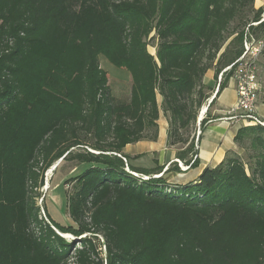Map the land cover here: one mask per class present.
Masks as SVG:
<instances>
[{"label": "trees", "instance_id": "trees-1", "mask_svg": "<svg viewBox=\"0 0 264 264\" xmlns=\"http://www.w3.org/2000/svg\"><path fill=\"white\" fill-rule=\"evenodd\" d=\"M253 3L0 0V264H264L263 127H241L236 150L183 186L129 174L125 165L162 168H134L123 153L157 141L162 111L167 146L190 163L195 144L182 131L209 99L205 74L234 64L246 34L264 35ZM100 55L130 74L127 101L112 95ZM59 160L85 165L67 193L75 227L37 203ZM57 231L82 237L79 247Z\"/></svg>", "mask_w": 264, "mask_h": 264}, {"label": "rangeland", "instance_id": "rangeland-1", "mask_svg": "<svg viewBox=\"0 0 264 264\" xmlns=\"http://www.w3.org/2000/svg\"><path fill=\"white\" fill-rule=\"evenodd\" d=\"M261 8H264V0H254L252 9L259 10ZM247 14L248 16H252V11H248ZM261 17L262 19L264 18V12L262 13ZM252 25H256V24L253 23ZM153 36H154V33L152 32L150 37L147 39L146 43H147L148 52L152 54L153 56H155L157 39L152 38ZM252 36L255 40L254 41L255 44L254 46L249 45V48H250L249 52L252 51V53H255L256 50H257L256 52H258L259 49H258V46L256 45L258 44V42L262 43V49L264 51V35L263 36L257 35V37L255 35H252ZM247 60H249L248 56L246 57V61ZM99 63H100V67L108 73L109 87L112 92V95L115 98H117L119 101H127L129 99L130 90H131L130 74L126 70L115 67L114 65L109 63L103 55L99 56ZM254 68H255V74H256L257 81L259 82V85H260L259 96L260 95L264 96V54L258 55ZM212 73L214 74L213 71ZM206 74L203 79V83L205 85L204 94L208 96L210 101L212 102L214 100L215 91L216 90L218 91V89L220 88V87L217 88L218 76L217 78H215V76L213 75L212 79H208L206 77ZM225 77L226 75L223 76L220 84L223 82ZM229 82H231L234 86L233 81L229 80ZM160 100H161V97L157 96L158 104L160 103ZM208 100L198 110L196 123L194 125H191L187 132L184 133V131H182L184 137H188L189 140L194 141L195 148L197 145L196 142H198V139L202 136V133L206 130L207 126L209 125V121L207 120L212 118L211 113H212L213 104L208 108V110L206 108V112L204 113L201 122H199L200 114L202 113L203 108L206 107V105L208 104ZM158 122L161 123L162 125H165V123H167V129H168V118L165 114H163L162 111H160V117H159ZM168 147H170L177 153V150L180 147V145H174V146H168ZM152 163L153 162L150 160L146 161V159H143L144 167L145 165L148 166L149 164H152ZM172 163L173 162H171V164L169 163L165 167V171L168 168L173 167ZM53 166L45 174V183H44V186L40 189V198L38 199L37 203L39 207L41 208V210L43 211V213L45 211V213L50 217L52 221H54L57 224L69 225L70 223H68V220L70 222L72 221L67 214V193H70L72 191L73 182L71 179L79 175L85 169V165H80V166L75 167L76 166L75 163L60 161L56 164L55 168L52 170ZM171 172L172 174L170 175V177L173 176V178H175L174 171H171ZM153 175H159V174H153ZM159 178L162 180H165L164 178H161V177ZM168 181L171 182L170 178L168 179ZM169 182L167 184L173 186ZM72 226L75 227V224L72 223ZM66 227H69V226H66ZM65 238L68 242H73L75 247H79L78 240L71 239L70 235H67Z\"/></svg>", "mask_w": 264, "mask_h": 264}, {"label": "crops", "instance_id": "crops-1", "mask_svg": "<svg viewBox=\"0 0 264 264\" xmlns=\"http://www.w3.org/2000/svg\"><path fill=\"white\" fill-rule=\"evenodd\" d=\"M212 71H208L206 77L212 79ZM262 94V93H261ZM117 99V98H116ZM210 100V99H209ZM236 102V93L234 86L228 81L227 87L218 93L215 91L213 108L211 113V121L206 130L199 138L195 154L197 156V165L184 173L174 171L175 178L171 171H165V167L176 160V151L167 146V123L162 125L158 122L159 133L156 142L142 141L136 144L127 145L123 153L128 156L129 164L134 168L152 170L157 167L162 168L161 178L168 183L170 178L172 185H187L194 183L200 174L206 168L217 166L225 158L226 152L236 150L234 137L236 132L243 127L241 123L226 122L221 120L223 116L232 108ZM161 104V100L159 105ZM256 111L260 118L264 120V96L260 95L256 103ZM143 159L150 160L153 163L143 166ZM170 167V166H169ZM165 171V172H164ZM169 177V178H168ZM173 179V180H172ZM69 225L59 224L60 226H72V222L68 220Z\"/></svg>", "mask_w": 264, "mask_h": 264}, {"label": "built area", "instance_id": "built-area-1", "mask_svg": "<svg viewBox=\"0 0 264 264\" xmlns=\"http://www.w3.org/2000/svg\"><path fill=\"white\" fill-rule=\"evenodd\" d=\"M254 41L255 40L252 36L246 34L243 43L244 51L242 55L234 62V64L224 68L218 75L217 88H219L223 76L232 72L229 80L234 82L236 102L221 120L226 122L241 123L243 127L261 126L264 128V120L257 115L256 111V103L260 93V85L257 81L254 68L258 55L264 54V51L262 49V43L258 42V44H256L259 49L258 52H256V49L255 53H252V51L249 52V45L254 46ZM247 56L249 57V60L246 61ZM123 160L126 163V160ZM195 160L196 156H192L191 161L188 165H185L180 160H174V162L177 163L180 172L184 173L191 168V165ZM124 169L129 174L138 177L141 180L147 181L149 179L146 176L131 172L127 165H125Z\"/></svg>", "mask_w": 264, "mask_h": 264}, {"label": "water", "instance_id": "water-1", "mask_svg": "<svg viewBox=\"0 0 264 264\" xmlns=\"http://www.w3.org/2000/svg\"><path fill=\"white\" fill-rule=\"evenodd\" d=\"M210 103H211V101L209 100V101H208V104L206 105V108H207V109H208ZM199 119H201V114H200ZM201 120H202V119H201ZM201 120H200L199 122H201ZM60 161H61V160H59L58 162H60ZM58 162H56V164H57ZM56 164H54L52 170L55 168ZM164 172H165V171H164ZM181 173H182V172H181ZM162 174H163V173H162ZM162 174L159 173V175H162ZM139 175H142V174H139ZM159 175H143V176H146V177H148L149 179H158V178H159ZM149 179H148V180H149ZM57 233H58L61 237H63L64 239H66L65 237H66L67 235H70V234H61V233H59L58 231H57ZM70 238H71V239H74V240H79V239L82 238V237H80V238H75L74 236L70 235Z\"/></svg>", "mask_w": 264, "mask_h": 264}, {"label": "bare ground", "instance_id": "bare-ground-1", "mask_svg": "<svg viewBox=\"0 0 264 264\" xmlns=\"http://www.w3.org/2000/svg\"><path fill=\"white\" fill-rule=\"evenodd\" d=\"M207 110H208V109H207ZM205 112H206V107H204L203 110H202V113H201V119L203 118V115H204ZM201 119H200V120H201ZM159 177H161V176H159Z\"/></svg>", "mask_w": 264, "mask_h": 264}]
</instances>
